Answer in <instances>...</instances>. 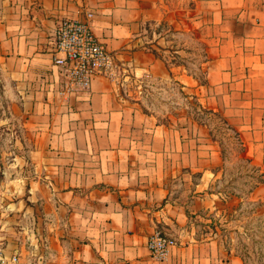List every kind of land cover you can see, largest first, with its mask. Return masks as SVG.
I'll use <instances>...</instances> for the list:
<instances>
[{
    "label": "crops",
    "instance_id": "crops-1",
    "mask_svg": "<svg viewBox=\"0 0 264 264\" xmlns=\"http://www.w3.org/2000/svg\"><path fill=\"white\" fill-rule=\"evenodd\" d=\"M195 1L205 83L164 58L163 33L145 34L170 18L165 0H0V63L32 143V172L0 201V244L23 261L242 264L214 237L194 239L186 229L197 213L190 202L212 208L204 199L215 195L224 167L220 144L189 100L223 114L245 155L264 168V0ZM65 19L88 21L119 67L95 77L90 92H60L54 35ZM163 84L178 85L186 104H148L149 88L171 99ZM156 230L177 242L163 260L147 246Z\"/></svg>",
    "mask_w": 264,
    "mask_h": 264
},
{
    "label": "rangeland",
    "instance_id": "rangeland-1",
    "mask_svg": "<svg viewBox=\"0 0 264 264\" xmlns=\"http://www.w3.org/2000/svg\"><path fill=\"white\" fill-rule=\"evenodd\" d=\"M165 1L166 16L170 18L158 26L149 24L145 34L152 37L155 29L163 33L167 40V47L162 51L164 58L171 66L184 67L199 82L205 83L208 53L199 23L192 14L196 1ZM116 68L118 70L119 67ZM161 86L168 90L171 88V99L160 97L149 88L145 91L148 104L157 100L186 104L187 100L179 98L177 89L172 88L178 85ZM195 98L189 100L193 101V110L190 109L198 114L200 111ZM20 104L21 97L0 63V201L3 203L9 200L10 183L18 177L20 180L17 182L23 185L25 180L21 178L32 172L29 159L32 143L24 127V114L17 108ZM211 127L213 135L222 144L226 162L222 176L213 185L215 195L204 199L207 204L213 203L212 208L202 206L198 209V204L190 202L189 210H197V213L189 216L186 229L194 239L214 237L222 249L238 254L242 264H264V205L258 207L255 204V199L264 196V186L255 194L249 192L261 171L255 170L239 153L240 145L232 129L217 122L216 129L215 123ZM204 202L201 205H205Z\"/></svg>",
    "mask_w": 264,
    "mask_h": 264
},
{
    "label": "built area",
    "instance_id": "built-area-1",
    "mask_svg": "<svg viewBox=\"0 0 264 264\" xmlns=\"http://www.w3.org/2000/svg\"><path fill=\"white\" fill-rule=\"evenodd\" d=\"M55 50L62 53L54 56L55 65L60 66L62 83L60 92H90L92 80L100 75H111L118 67L113 54L92 32L88 21L65 19L55 30ZM176 240L155 231L147 246L153 258L163 260ZM0 264H28L23 261L18 249L0 244Z\"/></svg>",
    "mask_w": 264,
    "mask_h": 264
},
{
    "label": "trees",
    "instance_id": "trees-1",
    "mask_svg": "<svg viewBox=\"0 0 264 264\" xmlns=\"http://www.w3.org/2000/svg\"><path fill=\"white\" fill-rule=\"evenodd\" d=\"M195 104H196V106H198L197 108L200 111V113H198V114L194 113L197 116V119L198 120L200 119L201 122H203L204 124H207L211 130H212V127H211L212 123H215V129H216V122H217V124L224 125L227 129H232L235 132V135H236L235 137L237 139L238 144L240 145L239 153L242 154L244 156V158H246L252 164V166L255 168V170L257 169V170L261 171V174L259 175L258 179L253 183V185L249 189V192L252 193V191H254L258 186H260L262 183H264V168L261 167L256 161H254L253 158L245 155V153H244L245 152V145H244V142L240 136L239 130L223 114L216 112L212 109H208L206 107H203L198 99H196ZM204 116H206V117H204ZM212 133H213V131H212ZM214 139L217 140L218 143L220 144L219 140L217 138H215V136H214ZM220 147L222 150V157H223V160L225 163L226 157H225V153H224V149L222 147V144H220ZM255 202H256L255 203L256 206H258V207L264 205L263 204L264 199H259Z\"/></svg>",
    "mask_w": 264,
    "mask_h": 264
}]
</instances>
